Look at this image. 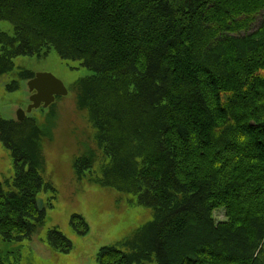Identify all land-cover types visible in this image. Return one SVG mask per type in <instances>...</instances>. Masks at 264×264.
<instances>
[{"label": "trees", "instance_id": "trees-1", "mask_svg": "<svg viewBox=\"0 0 264 264\" xmlns=\"http://www.w3.org/2000/svg\"><path fill=\"white\" fill-rule=\"evenodd\" d=\"M188 1L175 10L169 0H0V20L13 28L12 35L0 31V76L12 68L14 57L52 47L96 73L85 82L88 99L110 96L106 140L110 136L118 156L129 138L153 133L140 181L151 192L146 204L163 202L164 216L148 231L158 264H259L264 19L240 41L231 34L246 31L264 11V0ZM238 45L242 51L232 52ZM128 72L136 77L127 78ZM33 128L31 120L0 118V141L15 167L13 187L4 191L0 185L4 241L31 238L43 223L36 201L44 183L27 148ZM118 156L120 174L128 165ZM219 208L226 218L217 222ZM72 222L85 225L77 216ZM48 237L57 250H70L59 232L49 231ZM99 260L131 264L111 247L102 249Z\"/></svg>", "mask_w": 264, "mask_h": 264}, {"label": "rangeland", "instance_id": "rangeland-1", "mask_svg": "<svg viewBox=\"0 0 264 264\" xmlns=\"http://www.w3.org/2000/svg\"><path fill=\"white\" fill-rule=\"evenodd\" d=\"M183 2L186 7L190 5L188 0H169L175 10ZM254 19L246 31L231 35L239 37L240 41V37L258 31L264 11ZM0 31L12 35L13 28L8 21L0 20ZM238 46L232 52H241L242 45ZM12 62V68L0 76V118L17 120V111L23 109L24 119L34 124L27 148L43 179L44 185L37 197L43 200L44 215L42 225L39 223L31 238L11 241L0 238L2 263L100 264L102 249L111 247L129 257L131 264H158L148 231L157 216H164L159 207L163 202L155 207L146 204L151 192L140 181L141 174L148 168L143 158L153 133L149 137L129 138L122 143L124 147L120 146L122 155L118 156L110 136L106 140V122L113 116L109 111L113 106L110 96L100 94L102 99L93 101L86 95L85 82L95 78L94 71L80 61L60 57L52 47L14 57ZM36 73L53 74L63 81L68 94L47 107L28 112L32 93L27 83ZM127 74L129 79L136 77L134 72ZM132 90L130 87L128 93ZM117 156L120 163L124 157V164L130 166L122 167L120 174L115 164ZM14 169L11 151L0 141V185L4 191L13 187ZM214 214L217 222L226 218L223 208L215 210ZM75 216L83 220L87 230L85 225L79 228L72 222ZM49 231L66 237L71 243L70 250L61 252L52 247ZM259 264H264V259Z\"/></svg>", "mask_w": 264, "mask_h": 264}, {"label": "water", "instance_id": "water-1", "mask_svg": "<svg viewBox=\"0 0 264 264\" xmlns=\"http://www.w3.org/2000/svg\"><path fill=\"white\" fill-rule=\"evenodd\" d=\"M29 91L32 93L30 96V104L27 111L30 112L34 108L40 106L47 107L52 104L57 97L65 96L68 94V89L63 81L51 73H36L28 83ZM25 117L23 109L17 111V119L22 120ZM37 208L42 211L44 203L42 199H37Z\"/></svg>", "mask_w": 264, "mask_h": 264}, {"label": "bare ground", "instance_id": "bare-ground-1", "mask_svg": "<svg viewBox=\"0 0 264 264\" xmlns=\"http://www.w3.org/2000/svg\"><path fill=\"white\" fill-rule=\"evenodd\" d=\"M32 78H33V77H32ZM30 79H31V78H30ZM30 79H29V80H30ZM64 85H65V84H64ZM29 92H30V91H29ZM29 100H30V97H29ZM17 120H18V121H22L23 119H22V120L17 119ZM37 209H38V208H37Z\"/></svg>", "mask_w": 264, "mask_h": 264}]
</instances>
